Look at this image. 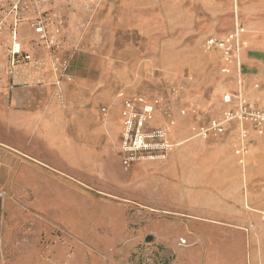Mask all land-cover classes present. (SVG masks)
<instances>
[{
    "label": "crops",
    "instance_id": "obj_1",
    "mask_svg": "<svg viewBox=\"0 0 264 264\" xmlns=\"http://www.w3.org/2000/svg\"><path fill=\"white\" fill-rule=\"evenodd\" d=\"M89 2L65 16V77L44 50L14 64L10 80L2 81L0 193H6L0 194V255L6 195L23 179H38V193H48L41 167L47 155L70 175L117 183L109 192L129 197L143 224L167 220L169 229L172 220L182 221L191 234L250 228L264 209V132L238 120L208 137L195 136V128L236 106L223 101L237 91L236 76L221 72L219 49L205 47L211 35L234 28L235 10L246 28L243 92L264 104V0ZM136 96L155 104L146 129L167 127L174 147L167 157L137 161L126 172L121 111L125 99ZM243 127L250 142L244 166L235 152ZM111 154L118 157L113 164ZM191 218L216 224L194 226ZM150 231L158 241L146 238L136 253L177 262L157 243L166 235ZM178 260L185 261L182 255Z\"/></svg>",
    "mask_w": 264,
    "mask_h": 264
},
{
    "label": "rangeland",
    "instance_id": "obj_2",
    "mask_svg": "<svg viewBox=\"0 0 264 264\" xmlns=\"http://www.w3.org/2000/svg\"><path fill=\"white\" fill-rule=\"evenodd\" d=\"M89 3L0 0V89L3 79L11 78L12 49L19 43L23 54L32 58L45 50L65 77L69 63L65 16ZM40 26L43 31L37 30ZM23 54L17 63L29 60ZM4 128L0 111V134ZM46 158L41 167L48 193H38V179H23L6 195L0 264H139L136 252L144 248L146 238L158 241L150 230L166 235L163 243H157L175 257L174 264H264V209L257 210L255 223L243 230L191 234L182 230V221L172 220L169 229L167 220L156 226L143 224L127 203L129 197L109 192L119 187L117 183L104 184L100 175H70L68 167L56 168L54 158ZM116 159L111 154V164ZM190 220L194 226L216 224L203 218ZM181 255L185 261L178 262Z\"/></svg>",
    "mask_w": 264,
    "mask_h": 264
},
{
    "label": "built area",
    "instance_id": "obj_3",
    "mask_svg": "<svg viewBox=\"0 0 264 264\" xmlns=\"http://www.w3.org/2000/svg\"><path fill=\"white\" fill-rule=\"evenodd\" d=\"M236 18L234 28L223 36L211 35L205 41L207 50L211 48L219 49L225 59V65L221 72L227 76L235 75L238 89L224 95L223 101L230 104L236 103L235 107L225 110L220 117L213 118L210 124L195 128V136L208 137L213 133H223L230 122L238 120L241 124L250 122L259 134L264 132V104L260 105L256 101H251L244 95L243 89V63H242V42L246 33L245 26L241 23L238 10H235ZM43 26L37 28L43 31ZM14 55L13 65L17 63V57L23 54L21 45L15 44L12 49ZM25 59L31 56L23 54ZM68 65L65 66L67 70ZM121 111L124 122L123 131V169L129 171L135 162L144 159H161L167 157V153L174 147L168 138L169 129L167 127L146 129V125L154 118L155 104L150 103L145 97L136 96L126 98ZM103 111H106L104 108ZM173 123V122H172ZM241 143L235 152L239 156L240 163L244 166L246 157L250 150L248 133L241 130ZM140 206V205H139ZM141 207V206H140ZM181 243H186V239L181 238ZM140 264H174L169 258L158 259L148 251L137 253Z\"/></svg>",
    "mask_w": 264,
    "mask_h": 264
},
{
    "label": "water",
    "instance_id": "obj_4",
    "mask_svg": "<svg viewBox=\"0 0 264 264\" xmlns=\"http://www.w3.org/2000/svg\"><path fill=\"white\" fill-rule=\"evenodd\" d=\"M149 239H150V237L147 238V240H149Z\"/></svg>",
    "mask_w": 264,
    "mask_h": 264
}]
</instances>
